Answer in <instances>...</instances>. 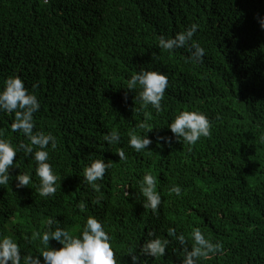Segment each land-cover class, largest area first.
I'll use <instances>...</instances> for the list:
<instances>
[{
  "label": "trees",
  "instance_id": "1",
  "mask_svg": "<svg viewBox=\"0 0 264 264\" xmlns=\"http://www.w3.org/2000/svg\"><path fill=\"white\" fill-rule=\"evenodd\" d=\"M193 23L194 40L206 49L202 62L188 47L159 46L161 35ZM142 70L169 78L161 112L142 106L139 85L127 89ZM17 74L41 102L34 131L57 137L48 151L60 177L56 193L41 196L37 162L19 149V168L0 185V233L14 234L23 255L44 247L35 234L46 217L78 233L95 215L119 264H131L130 252L139 254L149 233L171 243L161 257L141 256L145 264H182L183 246L167 229L190 240L197 226L223 244L199 264H264V0H0V90ZM182 110L206 113L212 135L195 145L176 140L168 126ZM14 119L0 111V135L19 148L30 141L11 129ZM145 120L152 131L139 128ZM112 130L120 140L109 144ZM133 131L152 144L137 152L128 142ZM96 158L112 165L99 191L83 175ZM19 172L32 175L28 186L16 187ZM146 172L157 177L158 213L144 207ZM175 184L179 196L169 191ZM50 246L62 245L51 239Z\"/></svg>",
  "mask_w": 264,
  "mask_h": 264
},
{
  "label": "clouds",
  "instance_id": "2",
  "mask_svg": "<svg viewBox=\"0 0 264 264\" xmlns=\"http://www.w3.org/2000/svg\"><path fill=\"white\" fill-rule=\"evenodd\" d=\"M198 30V25L193 23L184 31L176 33L174 37H159V46L168 50H175L188 47L193 60L202 62L206 49L196 40L194 34ZM169 84L166 73L156 70H142L131 76L127 83V89H136L139 85L141 91L139 98L142 106L151 105L157 112L163 110L162 101ZM41 109V102L37 95L30 91L25 81L20 75H10L4 81V87L0 90V111L9 115L14 113L15 119L11 122V129L14 132L24 134L29 143L21 142L19 148L12 143L10 138L0 135V185H7L10 180V168L17 167L14 158L18 150L23 149L26 155H32L37 162L36 175L39 177V193L47 197L54 195L60 186L57 182L59 175L49 162L48 147L57 148V137L51 132L43 130L34 131L36 120L34 114ZM212 120L206 113L200 110H182L170 122L168 128L174 134L175 139L180 141L183 138L185 143L195 145L201 137L212 135ZM140 129L150 132L154 129L153 124L146 120L139 124ZM129 144L137 151H141L152 144V139L148 135H140L135 131L131 132ZM264 139V137H262ZM104 140L109 144L120 140V134L112 130L104 136ZM159 141L171 143L172 137L158 136ZM119 158L127 160V155L123 148L117 152ZM112 165L105 159L96 158L83 169L84 179L87 184L97 191L100 190L105 174ZM32 175L28 172H19L16 175V187L22 188L32 182ZM140 191L146 198L144 207L150 208L154 213H158L162 203V196L157 190V177L152 172H146L140 180ZM170 192L179 196L182 192L180 185L175 184ZM102 199L96 197V203ZM79 209L87 208L86 202L78 204ZM55 225V227H53ZM60 221L55 217H46L42 222V228L37 230L36 236L40 238L44 247L40 248L39 254H22L18 238L14 234L0 233V264H119L113 241L104 222L95 215H89L82 229L69 230L61 227ZM168 236L179 242L183 246L184 258L182 264H199L200 260L208 259L210 256L223 250L222 242H213L206 237L200 227H193L191 239L185 236L184 232L177 233L175 227H168ZM140 253L130 252L131 264H145L141 256H151L154 258L165 255L170 239L161 238L154 233H149ZM55 239L62 246L59 248L50 246V240ZM190 245V247H189Z\"/></svg>",
  "mask_w": 264,
  "mask_h": 264
}]
</instances>
